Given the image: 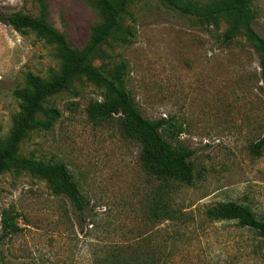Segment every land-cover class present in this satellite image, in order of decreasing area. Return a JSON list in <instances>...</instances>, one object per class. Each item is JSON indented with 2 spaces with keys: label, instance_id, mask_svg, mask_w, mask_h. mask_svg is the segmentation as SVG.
I'll list each match as a JSON object with an SVG mask.
<instances>
[{
  "label": "rangeland",
  "instance_id": "1",
  "mask_svg": "<svg viewBox=\"0 0 264 264\" xmlns=\"http://www.w3.org/2000/svg\"><path fill=\"white\" fill-rule=\"evenodd\" d=\"M44 1L49 23L77 49L103 21L94 0ZM250 8L264 37V0ZM41 10L39 0H0L1 18ZM235 20L227 14L200 22L160 0L131 2L122 16L129 41L111 37L102 46L107 56L93 64L106 71L125 64V86L138 109L167 120L162 134L191 151L195 178L186 183L148 170L143 143L122 115L91 120L88 107L105 99L106 88L80 75L47 99L60 116L51 129L29 132L18 155L65 163L85 207L54 193L43 177L2 173L0 236L5 215L21 229L0 242V264H264L258 231L207 213L237 201L264 221V150L251 151L264 136V82L246 26L225 40ZM61 68L57 43L0 21V140L21 112L14 89L26 86L28 73L49 80Z\"/></svg>",
  "mask_w": 264,
  "mask_h": 264
},
{
  "label": "trees",
  "instance_id": "2",
  "mask_svg": "<svg viewBox=\"0 0 264 264\" xmlns=\"http://www.w3.org/2000/svg\"><path fill=\"white\" fill-rule=\"evenodd\" d=\"M133 0H94L103 21L93 27L87 45L82 49L75 48L66 35L54 28L47 18V4L39 0L40 16L23 11H15L0 17L20 33L34 31L51 42L58 44L62 58L61 71L49 80L28 73L26 86L14 89V95L22 100L21 112L14 117L11 134L6 140H0V175L5 171L26 172L45 178L56 194L66 196L80 211L85 207L78 184L73 174L63 162L46 163L32 157H21L18 150L21 142L35 129H51L60 116L59 109L47 107V99L68 89L77 77L86 76L99 86L106 88L105 99L93 101L88 107L89 118L93 121L106 120L113 115H122L129 133L143 143L141 157L153 174L159 177L179 178L191 183L195 178L194 166L189 159L191 151L173 146L162 134L167 120L149 119L138 109L130 91L124 82L125 64H117L106 71L93 64L96 58L102 59L107 54L102 46L111 38L128 42L129 33L124 32L122 16L129 13ZM164 5L183 14L192 15L199 20H216L219 15H233L236 18L231 30L225 34L226 42L238 31L241 25L246 26L250 38L254 41L260 55L262 80L264 82V37L253 26L251 12L252 0H213L205 6L197 5L193 0H160ZM123 33V35H121ZM125 34V35H124ZM121 35V37H120ZM43 115L45 118H41ZM174 127V124L170 123ZM264 150V136L251 146L254 154ZM210 217L220 220H237L242 226H248L260 233L264 244V221L259 219L250 206L237 201H224L208 207ZM21 228L14 216L3 218V238Z\"/></svg>",
  "mask_w": 264,
  "mask_h": 264
}]
</instances>
